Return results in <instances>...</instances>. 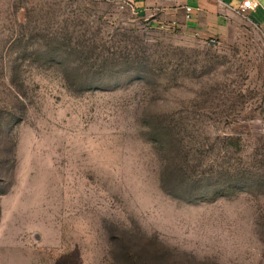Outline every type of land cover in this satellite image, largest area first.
<instances>
[{"label": "rangeland", "instance_id": "rangeland-1", "mask_svg": "<svg viewBox=\"0 0 264 264\" xmlns=\"http://www.w3.org/2000/svg\"><path fill=\"white\" fill-rule=\"evenodd\" d=\"M127 0H0V264H264V27Z\"/></svg>", "mask_w": 264, "mask_h": 264}, {"label": "crops", "instance_id": "crops-1", "mask_svg": "<svg viewBox=\"0 0 264 264\" xmlns=\"http://www.w3.org/2000/svg\"><path fill=\"white\" fill-rule=\"evenodd\" d=\"M139 12L147 10L160 11L168 15L179 13L186 16V6H190V16L184 20L192 25L211 24L220 26L224 19L235 13H243L246 17L264 27V0H254L257 5L254 8L241 11V0H127Z\"/></svg>", "mask_w": 264, "mask_h": 264}, {"label": "built area", "instance_id": "built-area-1", "mask_svg": "<svg viewBox=\"0 0 264 264\" xmlns=\"http://www.w3.org/2000/svg\"><path fill=\"white\" fill-rule=\"evenodd\" d=\"M256 5L257 3L254 0H241L239 9L241 11H244L246 9L254 8L256 7ZM185 10H186L185 17L187 18L190 16V6H186Z\"/></svg>", "mask_w": 264, "mask_h": 264}]
</instances>
